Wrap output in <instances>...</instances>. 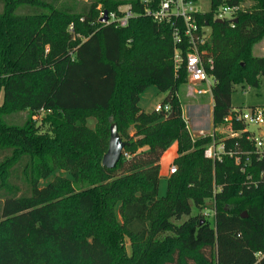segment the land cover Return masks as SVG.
I'll use <instances>...</instances> for the list:
<instances>
[{"label": "trees", "instance_id": "16d2710c", "mask_svg": "<svg viewBox=\"0 0 264 264\" xmlns=\"http://www.w3.org/2000/svg\"><path fill=\"white\" fill-rule=\"evenodd\" d=\"M130 1L0 0V264H264V153L243 132L224 139L232 156L204 157L211 138L192 141L182 119L186 74L174 72L170 23L98 22L100 9ZM221 5L239 7L235 22L216 21ZM195 20L212 28L202 47L213 58L212 126L231 115L241 132L231 94L264 76V56L250 54L264 0H210ZM150 85L172 117L139 106ZM112 123L126 144L106 168ZM171 143L176 172L159 196Z\"/></svg>", "mask_w": 264, "mask_h": 264}, {"label": "built area", "instance_id": "2783aa9c", "mask_svg": "<svg viewBox=\"0 0 264 264\" xmlns=\"http://www.w3.org/2000/svg\"><path fill=\"white\" fill-rule=\"evenodd\" d=\"M195 0H131L127 4L118 5L114 10L100 9L98 22L102 26H114L117 28L126 27L129 22L137 17H148L157 23H170L171 36L173 39V68L175 74L183 69L186 74V85L191 87L198 95H211V88L214 84V77L209 74L213 68V58L211 56L203 57L205 51L202 49L205 44L206 35L195 20V14L199 11L194 9ZM238 6L221 5L218 7L215 18L229 20L233 23L236 18ZM104 11L107 12L106 20L100 21ZM72 30V24L69 25ZM153 110L155 112H164L166 115L171 111L167 103H157ZM182 119L189 135L194 141L197 137H210L211 140L204 146V157L210 160H220L223 155H233L231 150L225 148L224 139L235 137L243 132H248L247 139L254 144V151L258 157L264 153V107H252L250 109L239 111L233 117L234 120L243 121L245 128L238 133H229L225 137H218L217 128L212 126L209 131L199 130L196 134L192 133L189 121L181 107ZM232 116L228 115L223 119L224 124L230 126ZM255 125L263 128L262 132L255 134L249 126ZM232 130V129H231ZM246 159L251 151L244 152ZM239 162L238 157L235 158ZM176 172V166L172 163L168 167V174ZM204 215H210V211H205Z\"/></svg>", "mask_w": 264, "mask_h": 264}, {"label": "rangeland", "instance_id": "374dc122", "mask_svg": "<svg viewBox=\"0 0 264 264\" xmlns=\"http://www.w3.org/2000/svg\"><path fill=\"white\" fill-rule=\"evenodd\" d=\"M69 2V0H67ZM86 0H78V5L83 4ZM80 2V3H79ZM194 9L199 12H206L210 8V0H195ZM71 3V1L69 2ZM251 2L246 1L242 4V7H248ZM100 7V6H98ZM251 56H264V36L260 39H257L252 42L250 48ZM166 93L158 92L157 88L153 85L146 87L139 95V106L145 111H152L154 106L157 103H162L165 98ZM182 109L185 116L189 121V125L192 133L196 134L199 131V128L209 129L210 125V116L209 111L211 109V102L209 100L208 94L198 95L193 89L187 85L181 87V92L178 95ZM231 106L235 110H247L252 107H263L264 106V76L260 77V84L258 87L250 86L246 82L242 84H237L233 88L230 100ZM213 104V102H212ZM19 116L13 117L15 120H21L23 112ZM87 125L90 128H93L95 125V120L89 118L87 120ZM250 130L254 131L255 134L262 132L263 128H258L255 125L249 126ZM132 133V129L129 130ZM238 133L239 131L231 130L228 124H223L217 127V133L220 137H225L229 133ZM177 149L176 144L171 143L169 147L163 153L160 159V170L161 175L158 183V195L164 196L167 192V178H168V167L173 163L174 158L176 157ZM194 210V209H193ZM125 251L128 256L133 254L130 241L125 238ZM256 256H260V252H257Z\"/></svg>", "mask_w": 264, "mask_h": 264}, {"label": "water", "instance_id": "95a60500", "mask_svg": "<svg viewBox=\"0 0 264 264\" xmlns=\"http://www.w3.org/2000/svg\"><path fill=\"white\" fill-rule=\"evenodd\" d=\"M106 14L107 12L104 11L103 16L100 18L101 22H104L106 20ZM216 21L222 22L221 19H217ZM232 21L235 22L236 18H234ZM202 31L206 35H210L212 28L206 23L202 27ZM172 116H173V111H170L168 117H172ZM125 144L126 142L119 135L115 123H112L109 127V139H108L107 149L101 159L102 165L105 166L106 168H113L120 159Z\"/></svg>", "mask_w": 264, "mask_h": 264}, {"label": "crops", "instance_id": "0c3cea01", "mask_svg": "<svg viewBox=\"0 0 264 264\" xmlns=\"http://www.w3.org/2000/svg\"><path fill=\"white\" fill-rule=\"evenodd\" d=\"M204 95H206V94H204ZM203 95V96H204ZM206 97H208L209 98V100H210V102H211V109H210V111H209V116H210V121H211V113H212V106H213V104H212V98H211V95H208V96H206ZM163 103V102H162ZM89 118H93L94 119V117H88L87 118V120L89 119ZM95 120V119H94ZM210 125H211V127L209 128V129H203V128H199V130H204V131H209V130H211L212 129V122H210ZM176 144V143H175ZM162 157V156H161ZM159 165H160V161H159ZM159 174L161 175V170L159 171ZM168 176H169V174H168Z\"/></svg>", "mask_w": 264, "mask_h": 264}]
</instances>
